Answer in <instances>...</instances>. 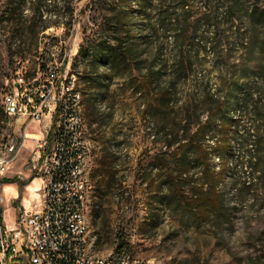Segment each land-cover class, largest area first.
<instances>
[{
    "label": "trees",
    "instance_id": "obj_1",
    "mask_svg": "<svg viewBox=\"0 0 264 264\" xmlns=\"http://www.w3.org/2000/svg\"><path fill=\"white\" fill-rule=\"evenodd\" d=\"M11 2L0 13L10 41L52 26L71 33L78 18H86L72 63L73 72L82 71L80 77L76 72L82 95L105 98L114 81L118 91L141 96L153 143L160 144L150 164L168 166L164 191L189 195L197 209L217 217L226 208L218 186L231 142L228 107L241 90L246 99L256 77L264 76V0H27V7L24 0ZM256 102L244 107L250 127L233 175L239 186L264 177V117L253 114Z\"/></svg>",
    "mask_w": 264,
    "mask_h": 264
},
{
    "label": "rangeland",
    "instance_id": "obj_2",
    "mask_svg": "<svg viewBox=\"0 0 264 264\" xmlns=\"http://www.w3.org/2000/svg\"><path fill=\"white\" fill-rule=\"evenodd\" d=\"M11 3L0 0V13ZM24 3L27 7V0ZM82 4H76L75 13ZM6 27L0 22V138L9 132L2 116L5 87L20 78L32 85H47L54 78L53 71L59 72L65 86L74 82L71 93L80 96L87 148L88 237L97 257L127 250L149 264H264V177L245 186L233 181V175H238L235 166L244 146L243 136L250 127L244 107L257 99L253 114L264 117V94H260L264 76L256 77L246 99L245 90H241L228 107L231 142L218 186L226 208L215 217L207 208L205 213L197 209L189 195L164 191L168 166L159 161L150 164L152 157H159L160 144L153 143L152 125L148 115H143L141 96L130 90L118 91L114 81L108 83L105 98L82 95V71L78 68L73 72L72 63L79 53L86 18L79 17L71 33L62 26H52L20 40L10 41ZM204 116L200 115L201 123ZM39 130V124L33 123L25 133L38 135ZM34 148V142L26 140L15 169L0 175V185L8 184V180L14 184L2 191L1 227L5 224L8 229L18 207L30 213L40 210L42 183L19 181L14 173L21 170ZM260 161L264 163V156ZM212 165L217 168V160ZM178 187L173 184L174 189Z\"/></svg>",
    "mask_w": 264,
    "mask_h": 264
},
{
    "label": "built area",
    "instance_id": "obj_3",
    "mask_svg": "<svg viewBox=\"0 0 264 264\" xmlns=\"http://www.w3.org/2000/svg\"><path fill=\"white\" fill-rule=\"evenodd\" d=\"M53 74L47 85L20 78L2 90V116L9 132L0 138V175L15 169L26 140L34 142L33 152L14 173L19 181L39 180L42 197L38 212L18 207L8 229L0 225V264H105L112 257L96 258L85 223L87 148L80 96L71 93L73 81L65 86L59 72ZM33 123L39 124V133L27 135L25 129ZM4 202L0 192V207ZM70 219H77V226H70ZM123 264L149 263L126 250Z\"/></svg>",
    "mask_w": 264,
    "mask_h": 264
},
{
    "label": "bare ground",
    "instance_id": "obj_4",
    "mask_svg": "<svg viewBox=\"0 0 264 264\" xmlns=\"http://www.w3.org/2000/svg\"><path fill=\"white\" fill-rule=\"evenodd\" d=\"M76 95H78L76 93ZM81 119L84 120L83 115H81ZM85 223L89 224L88 221V213L85 216ZM70 226H77V219H70ZM126 251L125 250H119L116 253L112 254V257H106L105 258V264H123V258H125ZM96 258H103V257H97Z\"/></svg>",
    "mask_w": 264,
    "mask_h": 264
},
{
    "label": "crops",
    "instance_id": "obj_5",
    "mask_svg": "<svg viewBox=\"0 0 264 264\" xmlns=\"http://www.w3.org/2000/svg\"><path fill=\"white\" fill-rule=\"evenodd\" d=\"M44 125H47V121L44 122ZM11 185H14V184L13 183H8V184H5V185L1 184L0 185V192L2 193L4 188H7V187L9 188Z\"/></svg>",
    "mask_w": 264,
    "mask_h": 264
}]
</instances>
